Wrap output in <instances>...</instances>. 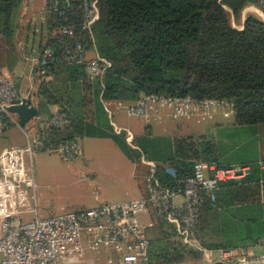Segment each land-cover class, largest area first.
<instances>
[{
    "label": "trees",
    "instance_id": "obj_1",
    "mask_svg": "<svg viewBox=\"0 0 264 264\" xmlns=\"http://www.w3.org/2000/svg\"><path fill=\"white\" fill-rule=\"evenodd\" d=\"M19 1L0 0V36L9 48L14 46L12 11ZM254 4V0H98L94 45L111 66L94 81L86 79L84 66L59 62L52 67L46 77L53 75V81L46 83L49 86L41 83L40 94L58 103L70 84L72 89L78 85L82 116L59 108L70 116V126L44 130L40 138L47 147H56L84 136L111 137L130 159L140 153L152 159L156 176L168 186L176 181L164 174L165 166H173L178 176H190L194 160L232 164L233 157L221 159L213 142L204 137L136 138L133 142L141 152L130 149L125 133L101 130L99 111L101 100L134 102L151 94L220 99L232 104L235 125L264 126V21L249 14L242 29L230 21L232 17L240 24L242 10ZM55 82L60 86L54 87ZM250 165L249 178L223 184L214 201L202 204L195 237L203 248L248 249L264 235V171L256 163ZM159 228L161 236L148 243L149 264H183L201 257L180 242L171 225L160 220Z\"/></svg>",
    "mask_w": 264,
    "mask_h": 264
},
{
    "label": "built area",
    "instance_id": "obj_2",
    "mask_svg": "<svg viewBox=\"0 0 264 264\" xmlns=\"http://www.w3.org/2000/svg\"><path fill=\"white\" fill-rule=\"evenodd\" d=\"M44 12L51 26L50 43L36 59V74L45 78L52 67L62 62L66 66H84L86 79L101 78L111 63L100 56L94 45L93 28L99 18L98 0H44ZM264 21V0H254ZM43 11V10H42ZM94 53L89 56L88 45ZM14 82L0 78V136L11 123L17 124L7 107L20 103ZM160 105L174 110L179 116L192 112L209 111L225 105L226 100L191 97H167L145 95L135 104L127 106L130 115L143 117L147 104ZM38 118V116L36 117ZM44 130H65L71 124L66 111L56 110L44 120L37 119ZM25 144L0 152V264H99V255L108 252L106 264H149L147 229L150 223L139 219L150 215L171 225L180 242L201 253L196 260L183 264H264V235L248 249L203 248L196 240L199 214L202 204L215 200V192L223 184L242 183L250 177L252 167L248 163L219 166L214 162L194 160L192 175L178 176L166 171L176 182L165 185L156 176V163L145 159V193L122 202L107 203L78 212L60 213L45 218L37 215L30 221L19 219L18 206H24L26 194L23 187L34 192L32 157L42 149L56 150L65 160L73 159L81 152L76 140H65L58 147H47L40 137L31 138L25 133ZM127 142L132 146V135ZM89 250L96 254L94 260L85 257ZM213 251L216 258L207 261Z\"/></svg>",
    "mask_w": 264,
    "mask_h": 264
},
{
    "label": "rangeland",
    "instance_id": "obj_3",
    "mask_svg": "<svg viewBox=\"0 0 264 264\" xmlns=\"http://www.w3.org/2000/svg\"><path fill=\"white\" fill-rule=\"evenodd\" d=\"M23 2L24 0H20L12 11L11 27L13 30L12 39L13 42H16L15 45L13 44L15 49L14 46L9 48V46L1 40L0 49H2L0 50V60L7 67H12L16 61L19 62L17 76H19L18 79L22 82L21 91L26 92L27 88L33 86V81L31 79V66L33 61L29 59L23 61V57L19 59L17 55L23 52L27 54V58H29V55L35 56L39 47L47 42L50 28L46 15L38 13L41 8L43 10L42 12H44V6L42 7V2L40 3V0H34L33 4H25ZM255 9L257 11L255 4L245 7L240 15L241 21L249 14L259 18L260 15H258L259 13L257 14ZM230 21L232 26L237 29L241 25V23L236 24L232 17ZM94 40L97 45L96 35ZM5 46L7 49L4 51ZM91 50H93L91 51L93 54L94 49ZM53 86L59 87L60 84L55 82ZM66 90L63 98L67 96L68 87ZM34 98L37 99V93ZM33 103L36 104V100H34ZM148 105L151 104L148 103ZM126 106V104H122V107L118 108L116 103H111L109 110L112 114V121H114L117 126L123 127V129H129L134 136H141L149 130L152 137H183L180 132V122L183 118L190 117L191 126L194 127L191 133L193 135L202 134L208 136L217 148V152L221 159L226 160L228 157H233L235 160H245L244 158L253 159L255 157H260L264 161V127L261 126V129H259L256 135L252 132L255 130L254 127L250 129L235 128L234 110L230 106L219 105L207 112L202 111V116L206 117L207 113H209L210 116L209 118L206 117L199 124L193 121L196 118L195 116L173 119L167 115L168 112L165 111L166 109H164V106L160 105H156L159 109L157 114L148 112L149 114L145 115L146 117L128 115L125 111ZM104 123H106V117H102L100 122V124ZM32 124L33 121L31 120L25 126V132H27L31 138L32 136L29 129ZM216 125L221 126L215 129ZM85 139L86 138L83 140ZM7 140L8 134L0 136V147L5 145ZM107 142H111L110 144H112V140ZM136 143L137 142H133V148L138 149V147L135 146ZM84 145L85 155H82L83 150H81L77 157L68 160H65L56 150L49 151L42 149L34 153L32 157L33 179L35 183L34 195L32 189L23 187L27 199L23 207H17V210L22 211V214L19 215L20 220L30 221L35 215L39 218H45L60 213L78 212L99 207L103 204L122 202L124 199H129L128 197L124 199L121 198L124 195V191L121 193V197H119V192L122 190L119 187L122 186V184L116 180L114 181L107 175L106 169L104 170L107 165L114 162L113 155L107 151L108 148L106 146L105 149L100 148L101 146L95 144L93 138L86 139ZM116 150L118 153L122 154L119 149L116 148ZM123 157L129 163V169L132 171V160L127 158L124 154ZM140 163L138 161V168L146 167L142 162ZM257 165L258 169L261 171L260 163ZM93 172H95V175ZM144 173L145 170L141 173L136 172V174L142 176H144ZM91 175L93 176L92 178ZM260 175H263V173ZM106 192L113 193L112 199L117 200L104 202L101 197H99L100 202L94 200V195L96 193L102 196ZM101 255L103 256L105 254L102 253ZM216 256L217 252L213 251L212 255L207 256L206 259L210 261L216 258Z\"/></svg>",
    "mask_w": 264,
    "mask_h": 264
},
{
    "label": "crops",
    "instance_id": "obj_4",
    "mask_svg": "<svg viewBox=\"0 0 264 264\" xmlns=\"http://www.w3.org/2000/svg\"><path fill=\"white\" fill-rule=\"evenodd\" d=\"M41 2H42V7H43L44 4H45V1L44 0H40V3ZM23 3H25V4H33L34 3V0H24ZM255 11H256V9H255ZM256 12H257V14L259 13L258 10ZM38 13H40V14L43 13V14L46 15L47 20H48V25H49V28H50L49 18L47 16V14L45 12H42V8L38 11ZM258 15H260V13ZM246 16H245V18H246ZM245 18L242 19L241 24L244 22ZM259 18L261 20H263L262 17L259 16ZM238 29H242V25H240V27H238ZM50 35H51V28H50V32L48 34L47 42L43 46H40L39 47V49L36 51L35 56L37 54L39 55V53L44 48L47 47L48 40H49ZM1 40L3 41V39L0 36V43H2ZM13 44L15 45L16 42H13ZM6 49L7 48L5 46L4 51ZM14 49H15V46H14ZM91 49H92V47L89 49V53H88L89 56H92L93 55L91 53V51H93V50H91ZM19 50H21V49H19ZM38 55L36 57L35 56H32V55H29V58H27V54L26 53H23V52H20L17 55V57L19 59H21L23 57V59H24L23 61H27L28 59L33 61V64L31 66V73H32L31 79L33 81V86H30L29 88H27L26 89V92L21 91V84H22V82H21V80L18 79L19 76H17V72L19 70V66H18L19 65V62L16 61L15 64L12 67H7L0 60V78H8V79H10V80H12L14 82V84L16 86V89H17V93H18V99H21V101L23 99H25V98L31 100L32 104L38 110V118H39L40 121L46 119L54 111L58 110L61 107L67 108V110L70 113H72V115L74 117H81L82 116V107H81L82 106V103H81V98H80L81 97V90H80V87L78 85H76L75 87H73L74 89H72V86L70 84L69 87H68V92L66 93L67 96L65 98L59 99V102L58 103H53V102L47 100L45 97H43V95L40 94L39 88H40L41 83H42V85L49 86V84L47 85L46 83L49 82V81H53L52 80L53 79V75H49V76H47L45 78H40V79L38 78V76L36 74V59H37ZM2 57H3V55H2ZM36 84H38V85H36ZM34 92L37 93V99L34 98V97H36V93H34ZM72 97L74 98V100H73ZM142 97H143V95L140 98H142ZM34 100H36V104L33 103ZM137 101L127 102V101H117V100H114V101H102L101 100V106H100V111H99L100 112V116H99L100 122H101L102 117H104V118L106 117V123L99 124L101 130H103L107 134L121 135V134L125 133L124 134V139H125L126 145L130 149L132 148L134 150H139V151H140V149H139L138 146H137L138 149L133 148L127 142L126 137H127L128 134H131L132 135V139L142 138V139H147V140L148 139H153V138H167L169 140H172L174 138H186V137H193V138L204 137L206 139H209V137L206 136V135H202V134L201 135H199V134L198 135H193L191 133L194 127L191 126L190 117L183 118L182 121L180 122V124H181V127H180V130L181 131L180 132H181V135H183V137H175V136H173V137H168V136L167 137H165V136H162V137H152L149 130H147L141 136H134L130 132L129 129H123V127L117 126L115 124V122L112 121V114H111V112L109 110V106L111 105V103H116L117 107L120 108V107H122V104H126L127 106H129L131 104H135ZM149 104H151V103H149ZM164 109H166L165 111L168 112L167 115H169L173 119L182 118V117H186V116H195L196 118L193 121L196 124H199L206 117L209 118V116H210L209 113H207V116L206 117L202 116L203 115L202 111L192 112V113H190V114H188L186 116H179V115L175 114L174 110H172V109H168V108H165V107H164ZM148 112H150L151 114H157L159 112V109L156 106H153L152 104L151 105H148L147 104V110H146V114L145 115L149 114ZM128 115H130V114H128ZM143 117H146V116H143ZM13 118L17 121V124L11 123L10 126H9V128L2 134V135L8 134V140H7V143L5 145H2L0 147V152L3 151V150H5V149H7V148H11V147H21V146H23L25 144V140H26L25 133H27V132H25V126L28 123L24 127H21L18 124V118H17V116L14 115ZM38 118H33L32 119L33 124L30 127V129H29L32 138L41 137L40 135L42 133H44L43 127L40 125V122H38V120H37ZM216 126H215V129L216 128H219L221 125H216ZM234 127L236 128V127H239V126L235 125V123H234ZM252 127L255 128V130H253L252 132H254L255 135L258 134L259 129H261L260 128L261 126H251V127L244 126V127H239V128L250 129ZM90 137L91 136H84V137L75 139L76 141L79 142V144L81 146V150H83L82 151V155H85V153H84V146H85L84 143H85V140L86 139L93 138V141L95 142V144H98V145L101 146L100 148H104L105 149V146H106L108 148L107 151L113 155L114 162L111 163V164H109V165H107L106 168H104V170L106 169L105 171H106L107 175H109L114 181L116 180V181H118L119 183L122 184V186L119 187L120 189H122L121 192H119V197H121V193L123 191H124V195H123V197H121L122 199L128 197L129 199H126V200H131V199H137V198L141 197L145 193V189H144V177H145V175L147 173V167L138 168L137 165H138V161H139V163L141 162L140 160H141L142 156L145 159H147L145 157V155L142 154V153H140V157L139 158H133V159H131L132 160V163H133V169L131 171L129 169V163L123 157V154L124 153L115 144V142L113 141V139L111 137H108V136H104V137H97L96 136V137H91V138ZM84 138H86V139L83 140ZM110 140H112V144H110L111 142H107V141H110ZM132 144H133V140H132ZM58 145L56 147H58ZM112 145H114V146H112ZM56 147H51V148L54 149ZM114 147H116L117 149H119L120 152H122V154L118 153L117 150H116V148H114ZM126 157L129 158L128 156H126ZM244 159L245 160H243V159L236 160L232 164H236V163H248V162H249L248 164H250V163L259 164L260 163V167H261L260 169H261L262 172L264 171V161L260 157H255L253 159H251V158H249V159L244 158ZM147 160L153 161L152 159H147ZM144 170H145L144 176H142L140 174H136V172H140L141 173ZM163 170H164V174L166 176H168L166 174V171H168V172L169 171H174L175 173H177V171L173 168V166H170V165L165 166ZM93 174L95 175V172H93ZM92 175H91V178L93 177ZM135 178H136V180H135ZM33 195H34V192H33ZM112 195H113V193H111V192H106L102 196H101V194H97L96 193L94 195V200H96L97 202H100L99 201V197H101L104 202H111L112 200H117V199H112ZM109 198H111V199H109ZM126 200L124 199V201H126ZM120 201H122V200H120ZM101 203H103V202H101ZM20 214H22V211H20ZM35 214H36V210H35ZM139 219L141 221H143L144 223H150L151 224V226L147 229V232H146L147 233L146 235H147L148 241H150L153 238H157V237H160L161 236V231H160V228H159V222H160V220L158 218H156L154 216H150V215H141L139 217ZM102 253H104L105 255L102 256L101 255ZM102 253L99 255V257H100L99 264H106V260H107V258L111 254L108 253V252H102ZM96 256H97L96 254H94L93 252H91L89 250H87L86 253H85V257L88 260H94Z\"/></svg>",
    "mask_w": 264,
    "mask_h": 264
},
{
    "label": "water",
    "instance_id": "obj_5",
    "mask_svg": "<svg viewBox=\"0 0 264 264\" xmlns=\"http://www.w3.org/2000/svg\"><path fill=\"white\" fill-rule=\"evenodd\" d=\"M7 111L17 116L18 124L21 127H24L30 120L38 116L37 108L32 104L31 100L26 98L20 103L9 105Z\"/></svg>",
    "mask_w": 264,
    "mask_h": 264
}]
</instances>
